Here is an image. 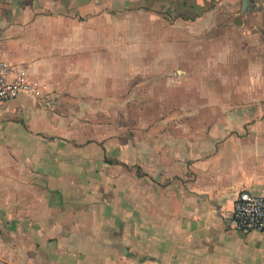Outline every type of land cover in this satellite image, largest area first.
<instances>
[{
	"label": "crops",
	"instance_id": "obj_1",
	"mask_svg": "<svg viewBox=\"0 0 264 264\" xmlns=\"http://www.w3.org/2000/svg\"><path fill=\"white\" fill-rule=\"evenodd\" d=\"M225 1L0 0V54L40 91L0 105V264H264V230L226 222L264 195V107L199 133L134 86L182 83L178 27Z\"/></svg>",
	"mask_w": 264,
	"mask_h": 264
},
{
	"label": "rangeland",
	"instance_id": "obj_2",
	"mask_svg": "<svg viewBox=\"0 0 264 264\" xmlns=\"http://www.w3.org/2000/svg\"><path fill=\"white\" fill-rule=\"evenodd\" d=\"M241 1L216 3L204 23L185 19L178 27L183 30L182 83L144 82L147 89L135 81L138 97L151 91L166 94L159 111L154 101L146 110L153 118L168 112V122L197 125L202 133L207 125L221 122L220 108L264 107V0H247L245 12ZM130 104L134 120L127 121L144 122L143 101L140 110Z\"/></svg>",
	"mask_w": 264,
	"mask_h": 264
},
{
	"label": "built area",
	"instance_id": "obj_3",
	"mask_svg": "<svg viewBox=\"0 0 264 264\" xmlns=\"http://www.w3.org/2000/svg\"><path fill=\"white\" fill-rule=\"evenodd\" d=\"M39 92L38 85L29 81L23 67L10 63L0 54V105L23 93L38 95ZM226 222L230 229L241 232L264 230V195L239 190Z\"/></svg>",
	"mask_w": 264,
	"mask_h": 264
},
{
	"label": "water",
	"instance_id": "obj_4",
	"mask_svg": "<svg viewBox=\"0 0 264 264\" xmlns=\"http://www.w3.org/2000/svg\"><path fill=\"white\" fill-rule=\"evenodd\" d=\"M247 0H242V8H245Z\"/></svg>",
	"mask_w": 264,
	"mask_h": 264
}]
</instances>
